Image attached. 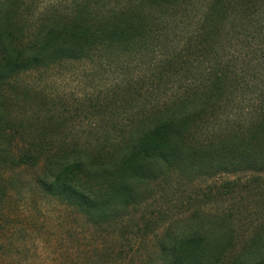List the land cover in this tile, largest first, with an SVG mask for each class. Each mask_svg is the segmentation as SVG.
<instances>
[{"label":"trees","instance_id":"1","mask_svg":"<svg viewBox=\"0 0 264 264\" xmlns=\"http://www.w3.org/2000/svg\"><path fill=\"white\" fill-rule=\"evenodd\" d=\"M102 1L73 0L40 17L29 11L22 21L18 0H0V205L13 186L3 184L4 175L41 164V191L87 218L96 209L116 215L141 204L140 182L153 163L173 169L209 155L218 172L254 173L252 181H260L264 0H125L118 20L107 18ZM181 16L188 29H181ZM96 58L122 68L119 99L98 104L114 109L106 123L121 127L57 139L61 121L14 119L8 93L22 73ZM201 132L214 136L195 148ZM18 139L23 147L15 156ZM238 186L227 183L233 191L223 195ZM233 201L240 205L241 195ZM251 219V239L240 249L233 233L224 241L192 236L169 249L162 242V264H264V211ZM130 250L119 245L110 262L128 264Z\"/></svg>","mask_w":264,"mask_h":264},{"label":"rangeland","instance_id":"2","mask_svg":"<svg viewBox=\"0 0 264 264\" xmlns=\"http://www.w3.org/2000/svg\"><path fill=\"white\" fill-rule=\"evenodd\" d=\"M18 1L21 11L17 16L22 21L29 11V15L40 17L46 10H64L73 2ZM102 6L108 19L118 20L125 0H104ZM182 18L179 21L183 24ZM180 27L188 29L184 24ZM122 78V68L99 58L22 73L8 93L14 119L19 123L37 119L61 121L57 139L63 133L76 137L90 131L111 132L121 127L108 124L115 110L99 109L98 104L119 99L125 86ZM208 136L214 135L201 132L189 143L197 148L196 143L209 139ZM22 147L18 139L12 147L15 156ZM198 155L202 160L205 153ZM206 158L204 162L180 160L173 169L150 164L140 182L141 204L130 206L125 214L114 215L109 210L105 214L103 209H96L93 218L41 191L37 181L43 174V164L5 174L3 184L13 181V186H7V195L0 205V264H113V250L117 252L121 244L131 247L128 264H162V242L169 249L192 236H214L224 241L225 233L234 234L230 241L240 249L251 239L254 210L264 211V177L254 182L252 178L258 174L218 172L210 156ZM231 182H238L239 186L233 194L223 195ZM240 195L239 205L233 199ZM233 215L235 219L224 225L225 217Z\"/></svg>","mask_w":264,"mask_h":264}]
</instances>
